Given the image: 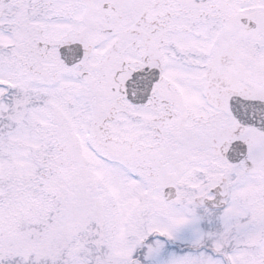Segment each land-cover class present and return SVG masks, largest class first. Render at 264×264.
Here are the masks:
<instances>
[{"label":"snow or ice","instance_id":"obj_1","mask_svg":"<svg viewBox=\"0 0 264 264\" xmlns=\"http://www.w3.org/2000/svg\"><path fill=\"white\" fill-rule=\"evenodd\" d=\"M0 264H264V0H0Z\"/></svg>","mask_w":264,"mask_h":264}]
</instances>
